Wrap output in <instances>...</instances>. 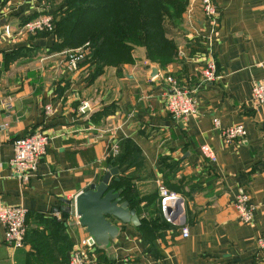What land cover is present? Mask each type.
Wrapping results in <instances>:
<instances>
[{
	"label": "crops",
	"instance_id": "crops-1",
	"mask_svg": "<svg viewBox=\"0 0 264 264\" xmlns=\"http://www.w3.org/2000/svg\"><path fill=\"white\" fill-rule=\"evenodd\" d=\"M215 2L221 77L203 83L209 24L199 0H190L184 28L173 36L175 62L161 67L136 47L133 63L106 67L98 76L89 63L68 69L66 50H52L53 36L19 33L64 0H0V201L28 210L21 248L4 241L0 222V264H68L70 249L88 234L77 221L75 198L101 182L112 146L123 140L142 152L140 168L119 169L134 176L141 200L131 208L141 223L115 221L118 237L107 248L95 246L93 264H264L257 242L264 232V105L252 100L254 82L264 77V0ZM6 26L17 30L6 34ZM167 75L197 100V113L186 121L166 110ZM214 118L222 128L242 124L246 140L226 145ZM36 131L50 143L24 183L10 168L13 143ZM203 144L216 151L217 161L203 158ZM163 179L183 195L187 237L184 225L154 221L161 216L157 185ZM241 193L256 208L251 225L240 221L234 205Z\"/></svg>",
	"mask_w": 264,
	"mask_h": 264
},
{
	"label": "trees",
	"instance_id": "trees-1",
	"mask_svg": "<svg viewBox=\"0 0 264 264\" xmlns=\"http://www.w3.org/2000/svg\"><path fill=\"white\" fill-rule=\"evenodd\" d=\"M189 3L190 0H64L63 5L52 12L53 30L38 32L36 36H53L52 50L55 51L88 44L90 51L81 64H92L95 76L102 74L106 67L133 63L136 47L145 48L150 62L166 67L179 56V46L167 26L182 24ZM141 164L142 152L129 140L121 141L119 153L111 151L105 162L107 169L117 167L120 170L140 168ZM133 179V175L126 177L118 173L112 177L110 188L122 189L123 199L137 208L141 199ZM161 184L170 193L183 197L171 190L165 179ZM157 188L159 194L158 185ZM157 211L161 216L155 222L172 224L161 210L160 194Z\"/></svg>",
	"mask_w": 264,
	"mask_h": 264
},
{
	"label": "built area",
	"instance_id": "built-area-1",
	"mask_svg": "<svg viewBox=\"0 0 264 264\" xmlns=\"http://www.w3.org/2000/svg\"><path fill=\"white\" fill-rule=\"evenodd\" d=\"M204 18L209 24V32L204 37L205 50L204 60L200 68L201 82L209 83L220 79L218 74L217 61L215 56V42L220 25V10L215 0H199ZM19 33L36 34L41 31L53 30V17L51 14L24 23L19 29ZM4 32L9 34V26ZM90 49L88 44L77 49L64 52L66 66L70 70H78L80 64L84 62ZM167 88L164 92L165 107L168 113L177 121H186L197 113V100L189 90L180 85L179 80L174 75H167L165 78ZM252 100L257 106L264 105V77L254 82L252 87ZM50 107L47 111L50 112ZM214 126L220 130L221 137L226 145H236L246 140L247 130L242 124H237L227 128H222L218 118L213 119ZM50 143V136L36 131L27 136L16 139L13 143V157L9 164L14 172L24 183L33 176L39 168L42 157L46 154L47 146ZM119 143L112 146V153L118 154ZM201 155L205 160L212 163L217 161L216 151L209 145L203 144L200 147ZM161 196V210L167 221L178 225H184L182 235H189V228L185 224L184 198L178 194L170 193L162 184L158 185ZM240 221L251 225L254 219L255 206L250 202V196L241 193L234 202ZM28 210L23 206L4 205L0 201V222L5 227L4 241L12 248H21L25 244L27 234ZM77 221L79 216L76 214ZM259 247L264 250V232L257 238ZM95 244L92 237L87 234L79 242L72 246L69 252L68 264H93V250Z\"/></svg>",
	"mask_w": 264,
	"mask_h": 264
},
{
	"label": "water",
	"instance_id": "water-1",
	"mask_svg": "<svg viewBox=\"0 0 264 264\" xmlns=\"http://www.w3.org/2000/svg\"><path fill=\"white\" fill-rule=\"evenodd\" d=\"M16 30L9 26V34ZM118 173L119 168H110L101 182L80 192L74 202L80 224L86 228L95 246L100 248L109 247L118 237L120 230L115 221L133 225L141 223L136 209L123 199V190L110 188L112 177Z\"/></svg>",
	"mask_w": 264,
	"mask_h": 264
},
{
	"label": "rangeland",
	"instance_id": "rangeland-1",
	"mask_svg": "<svg viewBox=\"0 0 264 264\" xmlns=\"http://www.w3.org/2000/svg\"><path fill=\"white\" fill-rule=\"evenodd\" d=\"M189 6V5H188ZM188 11V7L186 12ZM186 12L183 13V21L182 24L180 26L177 27H173L171 25H168L167 28L169 29V34L171 35V37L175 36V32L178 34L182 31V28H184V19H185V15ZM178 37H182V36H178ZM175 39V37H173ZM178 44V43H177ZM144 48V47H143ZM145 49V48H144ZM67 51V50H66Z\"/></svg>",
	"mask_w": 264,
	"mask_h": 264
}]
</instances>
